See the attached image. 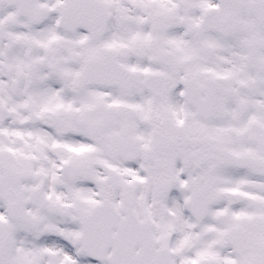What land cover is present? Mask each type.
<instances>
[{
    "label": "snow or ice",
    "instance_id": "6c2138e0",
    "mask_svg": "<svg viewBox=\"0 0 264 264\" xmlns=\"http://www.w3.org/2000/svg\"><path fill=\"white\" fill-rule=\"evenodd\" d=\"M0 264H264V0H0Z\"/></svg>",
    "mask_w": 264,
    "mask_h": 264
}]
</instances>
